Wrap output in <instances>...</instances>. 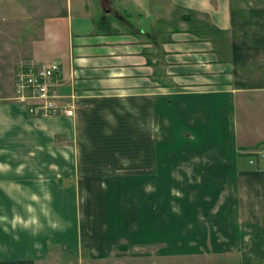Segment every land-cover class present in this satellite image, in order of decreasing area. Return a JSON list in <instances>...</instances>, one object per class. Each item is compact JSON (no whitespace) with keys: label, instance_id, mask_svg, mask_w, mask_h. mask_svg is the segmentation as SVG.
Returning <instances> with one entry per match:
<instances>
[{"label":"crops","instance_id":"obj_1","mask_svg":"<svg viewBox=\"0 0 264 264\" xmlns=\"http://www.w3.org/2000/svg\"><path fill=\"white\" fill-rule=\"evenodd\" d=\"M172 2L226 28L231 57L180 21L156 53L174 81L160 85L149 30L99 28L91 0H64L28 63L60 61L74 116L31 114L12 99L18 70L9 88L0 61V264H34L61 244L99 256L128 239V222L175 253L205 233L248 237L245 264H264V158L250 164L264 147V0ZM135 111L152 133L149 167L129 164Z\"/></svg>","mask_w":264,"mask_h":264},{"label":"rangeland","instance_id":"obj_2","mask_svg":"<svg viewBox=\"0 0 264 264\" xmlns=\"http://www.w3.org/2000/svg\"><path fill=\"white\" fill-rule=\"evenodd\" d=\"M63 1L0 0V61L7 65L4 70L6 77L3 79L7 87H11L15 72L29 65L34 39L41 33L38 29L43 23L47 24L48 15L56 11L53 3L57 2L60 6ZM91 1L95 5L89 4L92 5L90 11L97 17V25L102 29L118 26L139 31L144 28L150 32L154 29L168 32L180 22L177 18L180 11L172 0H101V5L97 3L98 0ZM196 14L201 19H207L205 14ZM45 16L47 18L44 21ZM122 18L129 19V22L126 24ZM38 47L43 48L41 45ZM14 96L12 99L19 102ZM256 149L251 153V160L256 161L258 158ZM251 160L250 164H253ZM128 226V239L119 238V245L108 253L90 255L89 247L83 245L71 254L65 250L66 245L51 244L55 246L48 249L44 257L36 259L34 264H245L244 252L252 242L248 237L241 240L237 237L226 239L224 234L205 233L203 238L180 240L183 247L177 249L183 252L175 253L168 247L173 240H160L152 236L148 241L146 233L142 234L140 223L128 222ZM105 241L108 240L102 242Z\"/></svg>","mask_w":264,"mask_h":264},{"label":"trees","instance_id":"obj_3","mask_svg":"<svg viewBox=\"0 0 264 264\" xmlns=\"http://www.w3.org/2000/svg\"><path fill=\"white\" fill-rule=\"evenodd\" d=\"M180 12L177 16L179 21H185L187 24V30L191 31L197 37L206 38L207 40L213 41V49L217 51L219 55V60L224 61L227 58L231 57V38L228 35V30L226 28H220L217 24H214L209 19H201L198 17L195 12L191 11L188 8H178ZM178 25H174L173 29H179ZM180 30V29H179ZM149 38L152 40L153 46L144 50L143 53L147 54L149 64L154 67L153 74H151L152 79L155 82L160 83V85L172 87L174 85L173 79H170L167 75V66L165 59L158 57L156 59L157 51H162V41L166 40V35L168 34L165 31H149ZM132 116V117H131ZM131 118V119H129ZM135 118V119H134ZM134 119V120H132ZM129 120V154L128 160L131 166L144 165L149 167L154 162V153L155 147L153 146V138L151 136L148 124L137 120L136 111L134 114H128ZM132 120V121H131Z\"/></svg>","mask_w":264,"mask_h":264},{"label":"built area","instance_id":"obj_4","mask_svg":"<svg viewBox=\"0 0 264 264\" xmlns=\"http://www.w3.org/2000/svg\"><path fill=\"white\" fill-rule=\"evenodd\" d=\"M60 61L52 60L41 65L29 64L17 71L14 78V98L22 102L27 111L36 117L74 116L77 96L70 92L63 94L57 81ZM258 158H264V147L255 150ZM255 162L254 159L251 160Z\"/></svg>","mask_w":264,"mask_h":264}]
</instances>
